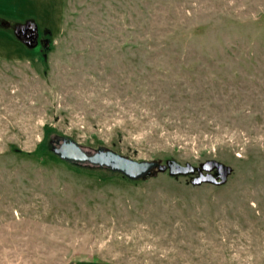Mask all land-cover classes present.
<instances>
[{
  "label": "rangeland",
  "instance_id": "374dc122",
  "mask_svg": "<svg viewBox=\"0 0 264 264\" xmlns=\"http://www.w3.org/2000/svg\"><path fill=\"white\" fill-rule=\"evenodd\" d=\"M63 138L232 172L130 181L35 152ZM0 264H264V0H0Z\"/></svg>",
  "mask_w": 264,
  "mask_h": 264
},
{
  "label": "water",
  "instance_id": "95a60500",
  "mask_svg": "<svg viewBox=\"0 0 264 264\" xmlns=\"http://www.w3.org/2000/svg\"><path fill=\"white\" fill-rule=\"evenodd\" d=\"M34 26H36L34 24ZM53 153L61 160L76 165H90L118 172L129 180L149 179L158 173L168 171L171 176H187L197 172L194 183L223 185L227 182L232 169L217 161H208L199 168L183 166L175 161L160 164L155 161H136L112 150L101 148L94 153L86 152L77 142L69 138L54 142Z\"/></svg>",
  "mask_w": 264,
  "mask_h": 264
},
{
  "label": "flooded vegetation",
  "instance_id": "af4514ba",
  "mask_svg": "<svg viewBox=\"0 0 264 264\" xmlns=\"http://www.w3.org/2000/svg\"><path fill=\"white\" fill-rule=\"evenodd\" d=\"M32 20H25L20 22H15L12 29L14 28L15 36L18 40L25 46L34 47L41 40V34L38 26H34ZM6 24L5 26H8Z\"/></svg>",
  "mask_w": 264,
  "mask_h": 264
},
{
  "label": "trees",
  "instance_id": "16d2710c",
  "mask_svg": "<svg viewBox=\"0 0 264 264\" xmlns=\"http://www.w3.org/2000/svg\"><path fill=\"white\" fill-rule=\"evenodd\" d=\"M47 135H49V133H48ZM56 140H58V139H52V140H50V141H48V142H47V140L41 142V143L39 144V146L37 147V149H36L35 152H36L37 154H40V155H49V156H51V157H54V158H58V159H60L57 155H54V153H53V145H54V142H55ZM65 163H67V164H69V165H72V166H75V167L88 166V167H93V168L105 169V170H108V171H110V172H113V171H111V170H109V169H106V168L94 167V166H90V165H87V164H86V165H76V164H73V163H70V162H67V161H65ZM114 173L119 174L121 177H123V178L129 180L128 178L124 177L122 174H120V173H118V172H114ZM130 181H132V180H130Z\"/></svg>",
  "mask_w": 264,
  "mask_h": 264
}]
</instances>
